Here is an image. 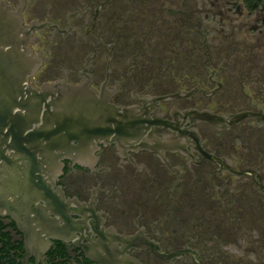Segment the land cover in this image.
I'll return each instance as SVG.
<instances>
[{
    "label": "flooded vegetation",
    "instance_id": "flooded-vegetation-1",
    "mask_svg": "<svg viewBox=\"0 0 264 264\" xmlns=\"http://www.w3.org/2000/svg\"><path fill=\"white\" fill-rule=\"evenodd\" d=\"M3 1L27 84L107 118L46 179L44 249L0 214V264H264V0Z\"/></svg>",
    "mask_w": 264,
    "mask_h": 264
},
{
    "label": "water",
    "instance_id": "water-1",
    "mask_svg": "<svg viewBox=\"0 0 264 264\" xmlns=\"http://www.w3.org/2000/svg\"><path fill=\"white\" fill-rule=\"evenodd\" d=\"M21 34L19 17L0 0V214L26 225L27 246L44 249L48 242L32 238V222L58 226L36 201L44 199L50 209L59 205L46 179L52 181L61 170L60 160L73 149V140H81L84 124L103 123L107 116L84 113L74 90L47 101L46 89L29 86L26 79L36 61Z\"/></svg>",
    "mask_w": 264,
    "mask_h": 264
}]
</instances>
